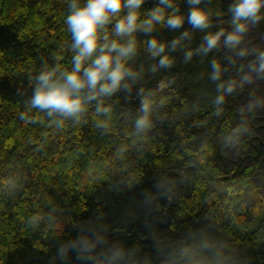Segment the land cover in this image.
<instances>
[{"label":"trees","instance_id":"16d2710c","mask_svg":"<svg viewBox=\"0 0 264 264\" xmlns=\"http://www.w3.org/2000/svg\"><path fill=\"white\" fill-rule=\"evenodd\" d=\"M232 3L202 0L206 29L137 31L129 64L140 77L99 98L108 113L92 101L76 120L27 104L54 53L70 62L66 0H0V264H264V19L237 48L196 51L208 32L232 31ZM186 30L166 49L173 64L159 67L147 41L170 45ZM148 94L152 126L137 132ZM82 237L88 252L73 246Z\"/></svg>","mask_w":264,"mask_h":264},{"label":"clouds","instance_id":"9594fccd","mask_svg":"<svg viewBox=\"0 0 264 264\" xmlns=\"http://www.w3.org/2000/svg\"><path fill=\"white\" fill-rule=\"evenodd\" d=\"M68 12L65 18L67 31L71 39L67 45L72 53L68 65L61 63L63 59L59 53H54L55 64L45 63L32 77L34 89L27 101L29 109H38L48 116L74 117L80 119L87 111L92 101L97 102L96 111L108 113L99 98L110 97L117 91H130V81L136 80L141 73L134 69L129 60L138 50L135 33L152 32L157 25H167L172 29L182 27L185 22L196 29L209 28L213 23V11L200 6L202 0H187L191 7L187 13L181 12L177 0H159L157 6L143 11L145 0H66ZM171 10V11H169ZM231 12L232 31L221 29L208 32L204 36V43L196 51L207 53L217 48L221 43L230 48H237L249 31L251 25L264 19V0H233L229 7ZM114 22V23H113ZM109 25H113L109 29ZM190 31H184L181 37L167 42L158 38L147 41L148 51L154 57H159V67H169L174 57L165 54L169 46L175 49L183 38L189 37ZM240 49L239 54H245ZM193 51L186 52L191 58ZM260 69L264 70V52L260 53ZM216 71L213 78L218 79L222 73V66L214 61ZM156 70V66H153ZM161 88L165 87L161 82ZM219 87L224 88L222 83ZM233 85H227V91H232ZM222 101L224 96L217 98ZM153 101L151 94L143 96L141 115L135 120L137 132L151 128V111ZM22 118L32 119L28 113H20ZM62 123V122H61ZM82 252L91 250L92 244L87 238L74 242ZM60 249V254L66 252ZM119 253L114 254L113 259ZM218 264V262H217Z\"/></svg>","mask_w":264,"mask_h":264},{"label":"rangeland","instance_id":"374dc122","mask_svg":"<svg viewBox=\"0 0 264 264\" xmlns=\"http://www.w3.org/2000/svg\"><path fill=\"white\" fill-rule=\"evenodd\" d=\"M210 188L224 191L226 189V183H220L217 181H213L210 183Z\"/></svg>","mask_w":264,"mask_h":264}]
</instances>
